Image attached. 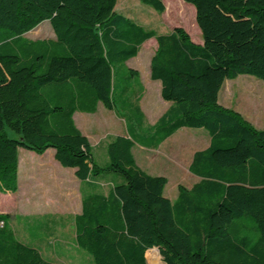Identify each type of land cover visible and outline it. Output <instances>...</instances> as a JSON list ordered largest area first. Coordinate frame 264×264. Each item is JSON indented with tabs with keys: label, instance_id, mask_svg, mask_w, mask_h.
I'll return each mask as SVG.
<instances>
[{
	"label": "trees",
	"instance_id": "trees-1",
	"mask_svg": "<svg viewBox=\"0 0 264 264\" xmlns=\"http://www.w3.org/2000/svg\"><path fill=\"white\" fill-rule=\"evenodd\" d=\"M139 1L165 10L163 0ZM182 1L194 7L201 44L181 27L145 29L116 11L117 0H0V192L17 190L18 148L54 149L80 181L117 174L107 193L83 196L73 218L75 245L94 264H148L152 248L164 264H264V129L218 104L226 79L264 81V0ZM44 20L53 38L24 37ZM150 38L149 77L174 110L149 128L159 139L144 145L182 127L209 135L188 166L198 180L178 185L174 200L163 195L165 176L137 165L130 135L108 142L102 167L72 118L98 103L113 109L115 66ZM9 217L0 213V264H60L19 241Z\"/></svg>",
	"mask_w": 264,
	"mask_h": 264
},
{
	"label": "rangeland",
	"instance_id": "rangeland-1",
	"mask_svg": "<svg viewBox=\"0 0 264 264\" xmlns=\"http://www.w3.org/2000/svg\"><path fill=\"white\" fill-rule=\"evenodd\" d=\"M163 3L165 10L162 13L139 0H117L115 9L123 16L134 20L145 29L154 30L157 34H166L174 27H181L193 42L200 44L202 38L195 23L194 7L182 0H163ZM24 37L28 39L53 38L54 33L48 20H44L37 27L26 32ZM155 45L154 38L146 40L140 46L135 57L130 58L123 65L115 66L112 110H108L98 103L95 112H75L74 116L76 120H84L81 123L83 124L81 131L90 139L91 153L98 165L104 167L108 164L104 142L110 141L122 133H127L135 141L133 155L138 166L148 174L165 176L167 183L163 195L174 199L177 195L178 185L189 188L198 178L191 173L184 172L180 166L176 167L172 164L173 162L168 158L169 153L162 151L167 148L166 145H162L159 147L160 149L149 150L142 147L144 144L151 143L153 139L158 140L160 133L157 131L156 135L151 137L150 129L147 126L156 119V116L149 118L142 106L145 105L155 115L157 110L165 107L163 102H166L160 97L159 91H153L150 86V84H156L149 78V62ZM129 68L136 69L138 75L125 78V71ZM126 87L129 89L125 90ZM218 104L239 112L245 120H264V81L251 75H239L234 79H226L218 93ZM142 113L147 115V120L142 117ZM185 132L186 134L182 136ZM8 133L12 135L10 131ZM195 135L202 136L201 142H195L192 137ZM173 139V141L177 139L180 144H184L181 154L189 155L193 150H200L209 143V135L203 128H182ZM23 151H25L24 148H18L19 153ZM99 178L104 180L103 182L109 181L111 178L117 181L118 175L101 173ZM24 193L25 189L22 188L17 195L18 198ZM11 194L7 193L3 201L0 196V210L6 209L12 213L14 225L17 227V237L19 239H22L23 236L42 238L47 235L50 232L48 218L55 215H50L51 212L45 210L30 211L22 215V211L14 210L11 202L6 203L11 200L12 197H9L12 196ZM53 240L52 238L51 241ZM156 249L152 248V250ZM152 250L147 253V263L164 264L160 254L153 253ZM67 251H62L59 258H55V260L45 259L60 264H94L88 253L74 247L71 239L68 240Z\"/></svg>",
	"mask_w": 264,
	"mask_h": 264
},
{
	"label": "crops",
	"instance_id": "crops-1",
	"mask_svg": "<svg viewBox=\"0 0 264 264\" xmlns=\"http://www.w3.org/2000/svg\"><path fill=\"white\" fill-rule=\"evenodd\" d=\"M154 81L156 84H150V86L153 91H159L160 95L161 83L158 80ZM163 103L165 107L161 110H157L155 115L154 112L149 111L145 105L142 106L149 118H154L156 116V119L153 120L152 123L148 124V129L151 128V126H154L161 117H165L167 114H171L173 112L174 105L172 102L166 101ZM142 115L143 118L146 119L147 115L144 113H142ZM72 118L75 126L81 131V127L83 128V124L81 123L84 120H76L74 114ZM246 121L256 129H264V120ZM182 128L177 129L171 135L167 136L160 143H158L155 148L160 149L159 147L166 145L167 148L163 149L162 151L167 154L169 153L168 158H170L169 160L173 162L172 164L176 167L180 166L184 172H188V166L191 162L192 155L196 150H193L190 155L181 154V149L184 144H180L177 139L173 141V137L176 136ZM81 133L86 136L92 147L90 139L87 137V135H85L82 131ZM184 134H186V132L183 133L182 136ZM121 135L128 136L127 133H122ZM192 137L194 138L195 142H201L202 140V136L200 135H195ZM108 142L109 141L104 142V149H106ZM142 147L145 150L155 149L145 145H142ZM54 153L55 151L52 148L45 150L41 154L27 149L21 153L18 152L17 190L11 194L12 196H9L12 197L11 200L6 202H11V206L14 208V210L22 211V215L30 211L39 212V210L51 212L50 215L55 216L48 218L50 232L42 238H29L28 236H23L22 239H19V237H17V227L14 225L12 213L10 211H6V209L0 210V213H8L10 215L8 219L9 226L19 241L36 248L42 256H45L44 258H50L52 260L59 258L62 251H67L69 239H71L74 247H77L74 240L73 218L76 214L81 212L83 196L91 193L92 191H98L105 194L110 190L112 184L114 183L112 178L109 179V181L103 182L104 180L100 179L99 177H90L88 180L80 181L75 175V168L63 167L55 159ZM22 188L25 189V193L23 196H19L18 198L17 195ZM7 193L0 192L2 199L1 201L5 200V195ZM68 235L70 236L69 238ZM52 238L54 239L53 241H51ZM151 250L152 249H150V251ZM153 251L154 250H152V252Z\"/></svg>",
	"mask_w": 264,
	"mask_h": 264
},
{
	"label": "bare ground",
	"instance_id": "bare-ground-1",
	"mask_svg": "<svg viewBox=\"0 0 264 264\" xmlns=\"http://www.w3.org/2000/svg\"><path fill=\"white\" fill-rule=\"evenodd\" d=\"M153 253H156V254H157V251H156V250H154V251H153Z\"/></svg>",
	"mask_w": 264,
	"mask_h": 264
},
{
	"label": "water",
	"instance_id": "water-1",
	"mask_svg": "<svg viewBox=\"0 0 264 264\" xmlns=\"http://www.w3.org/2000/svg\"><path fill=\"white\" fill-rule=\"evenodd\" d=\"M158 250V249H157ZM159 252V251H158ZM146 257V256H145Z\"/></svg>",
	"mask_w": 264,
	"mask_h": 264
}]
</instances>
